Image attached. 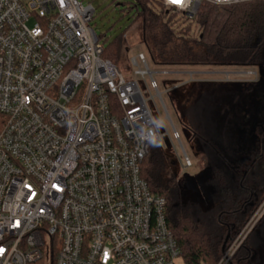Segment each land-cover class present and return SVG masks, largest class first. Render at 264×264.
I'll use <instances>...</instances> for the list:
<instances>
[{
    "label": "built area",
    "instance_id": "built-area-1",
    "mask_svg": "<svg viewBox=\"0 0 264 264\" xmlns=\"http://www.w3.org/2000/svg\"><path fill=\"white\" fill-rule=\"evenodd\" d=\"M256 1L161 0L189 18L202 3ZM95 14L83 0H0V264L181 258L166 199L141 176L167 138L182 169L194 165L156 79L171 71L139 51L123 73L103 57ZM263 214L264 201L248 232Z\"/></svg>",
    "mask_w": 264,
    "mask_h": 264
},
{
    "label": "trees",
    "instance_id": "trees-1",
    "mask_svg": "<svg viewBox=\"0 0 264 264\" xmlns=\"http://www.w3.org/2000/svg\"><path fill=\"white\" fill-rule=\"evenodd\" d=\"M134 1L155 65L256 66L264 73V2L202 3L193 18L183 15L190 20L183 32L161 0ZM193 25L199 36L187 38ZM191 42L202 48V57ZM123 44L111 43L103 57L116 64ZM180 109L181 124L197 149L198 171L181 178L172 173L158 141L141 167L150 190L166 199V219L180 256L185 264H219L241 240L226 264H257L264 214L248 229L264 201V91L201 85L192 88Z\"/></svg>",
    "mask_w": 264,
    "mask_h": 264
},
{
    "label": "rangeland",
    "instance_id": "rangeland-1",
    "mask_svg": "<svg viewBox=\"0 0 264 264\" xmlns=\"http://www.w3.org/2000/svg\"><path fill=\"white\" fill-rule=\"evenodd\" d=\"M85 3L90 2L96 8L95 17L91 23L92 28L102 37L104 48L111 43L124 40L121 50V56L116 63L120 70L125 74H130L132 65L130 59L139 51H148L143 42L142 20L139 16L138 9L134 6V0H83ZM158 6V5H157ZM161 7V6H160ZM160 7H157L159 10ZM169 16L175 21L174 26H178L183 32L190 20L178 12L168 11ZM200 29L193 25L190 32L185 35L188 37H198ZM181 35H177V38ZM185 37V38H186ZM191 40V39H189ZM180 42L179 39L176 40ZM194 46V53L202 57L203 50L200 46L191 42ZM149 56V55H148ZM150 59V57H149ZM151 66L154 70H169V75H157L160 90L163 92L167 108L171 113L176 126L182 135V142L193 158L194 165L192 168L183 170L178 162V155L173 150V143L169 138L164 140V144L158 141L167 154V160L171 165V172L176 173L180 178L185 174H195L198 171L199 159L195 143L190 141L186 128L181 124L180 103L184 104L188 93L192 88L203 85L209 88L215 85L217 88H256L257 92L264 91V73L256 66H213V65H190L179 64L173 66L155 65L150 59ZM156 111L154 110V113ZM157 118V114H155ZM262 204V203H261ZM260 207V206H259ZM245 236L242 237V240ZM241 243V240L239 241ZM235 244V243H234ZM230 246L229 250L234 247ZM257 254V264H264V248H260ZM176 264H185L182 258L176 260ZM223 264H226L224 260Z\"/></svg>",
    "mask_w": 264,
    "mask_h": 264
},
{
    "label": "snow or ice",
    "instance_id": "snow-or-ice-1",
    "mask_svg": "<svg viewBox=\"0 0 264 264\" xmlns=\"http://www.w3.org/2000/svg\"><path fill=\"white\" fill-rule=\"evenodd\" d=\"M173 3H181L182 0H172Z\"/></svg>",
    "mask_w": 264,
    "mask_h": 264
},
{
    "label": "water",
    "instance_id": "water-1",
    "mask_svg": "<svg viewBox=\"0 0 264 264\" xmlns=\"http://www.w3.org/2000/svg\"><path fill=\"white\" fill-rule=\"evenodd\" d=\"M225 258L227 259V261H228V260H229V258H230V257L228 256V254H227V253L225 254Z\"/></svg>",
    "mask_w": 264,
    "mask_h": 264
}]
</instances>
